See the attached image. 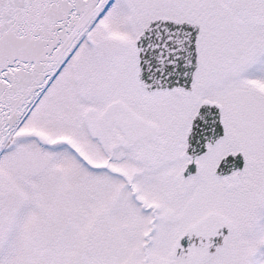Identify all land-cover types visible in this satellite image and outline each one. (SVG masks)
<instances>
[{"label":"snow or ice","instance_id":"snow-or-ice-1","mask_svg":"<svg viewBox=\"0 0 264 264\" xmlns=\"http://www.w3.org/2000/svg\"><path fill=\"white\" fill-rule=\"evenodd\" d=\"M0 264H264V0H0Z\"/></svg>","mask_w":264,"mask_h":264}]
</instances>
